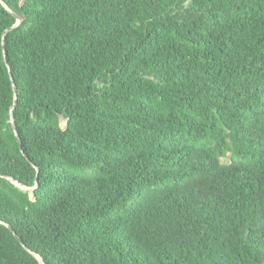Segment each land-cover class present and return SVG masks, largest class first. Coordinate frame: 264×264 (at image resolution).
<instances>
[{
    "label": "trees",
    "instance_id": "trees-1",
    "mask_svg": "<svg viewBox=\"0 0 264 264\" xmlns=\"http://www.w3.org/2000/svg\"><path fill=\"white\" fill-rule=\"evenodd\" d=\"M0 174V264H264V0H0Z\"/></svg>",
    "mask_w": 264,
    "mask_h": 264
},
{
    "label": "water",
    "instance_id": "water-1",
    "mask_svg": "<svg viewBox=\"0 0 264 264\" xmlns=\"http://www.w3.org/2000/svg\"><path fill=\"white\" fill-rule=\"evenodd\" d=\"M13 16L16 18V21L14 24H12L11 26H9L8 28H6L4 31H3V34H2V45H3V51H4V36L6 34L7 31L11 30L12 28L16 27L22 20V18L15 12H12ZM6 54L4 52V59H5V62H6V58H5ZM7 67H8V71H9V76H10V80H11V85H12V89H13V93H14V97H13V104L10 106V121L12 123V126L14 128V124H13V121H14V118H13V109L15 107V104H16V100H17V95H16V85H15V81L13 79V76L11 74V71H10V68L7 64ZM14 133L15 135L17 136V131L16 129L14 128ZM38 171V169H37ZM1 176L5 177L6 179H8L9 181H11L14 185H16L17 187H19L20 189L22 190H28V191H31L35 186L36 184H34V186L32 187H27V186H24L23 184L19 183L18 181H16L15 179H13L11 176H8V175H2L0 174ZM6 227L9 228L10 230H12V232L14 233L15 237L20 241L22 242V240L18 237V235L15 233V231L12 229V227L5 223ZM30 251V250H29ZM36 258L37 260L39 261L40 264H44L43 260L33 251H30Z\"/></svg>",
    "mask_w": 264,
    "mask_h": 264
},
{
    "label": "rangeland",
    "instance_id": "rangeland-1",
    "mask_svg": "<svg viewBox=\"0 0 264 264\" xmlns=\"http://www.w3.org/2000/svg\"><path fill=\"white\" fill-rule=\"evenodd\" d=\"M64 124H65V120L61 119V125L64 126Z\"/></svg>",
    "mask_w": 264,
    "mask_h": 264
}]
</instances>
